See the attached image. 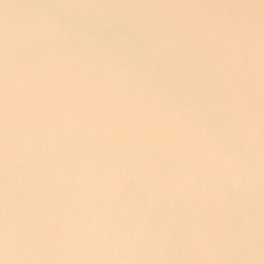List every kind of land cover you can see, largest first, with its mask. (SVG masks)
<instances>
[{
	"label": "water",
	"instance_id": "95a60500",
	"mask_svg": "<svg viewBox=\"0 0 264 264\" xmlns=\"http://www.w3.org/2000/svg\"><path fill=\"white\" fill-rule=\"evenodd\" d=\"M0 261L264 264V0H0Z\"/></svg>",
	"mask_w": 264,
	"mask_h": 264
},
{
	"label": "clouds",
	"instance_id": "9594fccd",
	"mask_svg": "<svg viewBox=\"0 0 264 264\" xmlns=\"http://www.w3.org/2000/svg\"><path fill=\"white\" fill-rule=\"evenodd\" d=\"M0 264H4V261H0Z\"/></svg>",
	"mask_w": 264,
	"mask_h": 264
}]
</instances>
